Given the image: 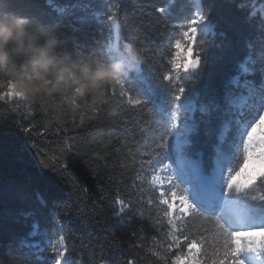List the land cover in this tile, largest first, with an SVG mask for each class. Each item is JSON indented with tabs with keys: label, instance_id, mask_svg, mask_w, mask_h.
<instances>
[{
	"label": "trees",
	"instance_id": "trees-1",
	"mask_svg": "<svg viewBox=\"0 0 264 264\" xmlns=\"http://www.w3.org/2000/svg\"><path fill=\"white\" fill-rule=\"evenodd\" d=\"M200 3L211 27L198 33L195 45L201 68L176 79L174 44L192 20V0H0V15L27 20L23 44H6L0 60V264H56L64 252L68 264H179L184 258L212 264L220 257L221 232L238 229L219 205L172 217L153 176L178 167L179 153L200 160L209 175L218 145L232 155V172L242 163L238 134L251 129L255 111L233 110L229 100L238 89L229 83L249 56L251 71L243 78L264 85V0ZM113 11L119 49L131 64L135 55L140 72L126 66L119 81L106 80L84 95L71 87L49 91L50 84L39 87L23 74L45 48L55 54V67L77 74L98 60L119 61L110 51ZM13 88L21 96L11 97ZM182 94L198 107L178 153L168 116ZM227 120L231 126L220 140ZM244 197L243 205L264 219V180ZM119 201L124 211L117 215ZM196 240L204 245L202 256ZM194 244L200 249L188 251Z\"/></svg>",
	"mask_w": 264,
	"mask_h": 264
},
{
	"label": "rangeland",
	"instance_id": "rangeland-1",
	"mask_svg": "<svg viewBox=\"0 0 264 264\" xmlns=\"http://www.w3.org/2000/svg\"><path fill=\"white\" fill-rule=\"evenodd\" d=\"M192 1H193V4L195 5V11H193V13H192V19H193L194 17H197L199 14L197 12L198 4L196 3L195 0H192ZM160 12L165 15L168 12L167 7L161 9ZM114 20L115 19H109V21H111V25L113 27V32H114L113 34L115 35V42H116V40L118 41V39L116 38V31L117 30L116 31L114 30ZM199 24H198V28L199 27L200 28H199L198 33H200L202 30H205V31L210 30V27H207V25L199 26ZM108 36H109V33H105V38H104L105 42H107ZM113 45H115V43ZM113 47L114 46H112L110 48L112 55L114 57H116L117 59L121 60L120 57L115 53ZM183 51L185 53L188 52V50L186 51L184 47H183ZM195 54H196V52H195ZM192 59H193V56H192ZM186 60H187V57H185L184 60H181L179 63H177V58L175 60V67H176L177 72L179 73L178 77H181L184 75L187 76L190 74L188 71L184 72L185 71L184 70L185 69L184 64H185ZM249 61H250V58L248 59V61L246 60L245 62H243L240 65V73L237 76H235L232 79V81L229 83L235 89L236 88L238 89V95L235 96V98L232 97V99L229 100V103L231 106H233V107L236 106L237 108L241 109L240 113H238L241 115L244 114L247 111V109L249 112L255 111L254 116H253L254 122L251 125V127H252L253 124L257 121V119L262 114H264V85L256 86V85H253L247 78L246 79L243 78V76H246L251 71L249 66H248ZM261 93H262V95H261ZM9 95L11 97L21 96L18 92H16L14 90V88L9 93ZM179 101L181 104V108L179 110H177L176 106H177V103ZM197 107H198L197 100H195L194 98H191V97H187L185 94H182L181 96H179L177 98L174 110L170 114V116H168L170 121H171L172 127L176 133L175 142L177 140L178 135L180 136L181 139L184 140V142L181 146V149H178V147H176V145H175V147L178 150V153L180 150H182L184 144L186 143V139H187L188 134L192 130H194L193 119H194V112H195V109ZM234 109H235V107L233 108V110ZM176 115H178L177 120L182 123V128H180L181 132L177 128L176 119H175ZM230 126H231L230 121L227 120L226 121V128L230 127ZM249 131H250V128L247 129V128H245V126H243L242 131H240L238 134L239 137H244V154H245L246 137H247V134ZM225 135H226V133L223 134V139H224ZM176 144H177V142H176ZM219 151L221 152V154ZM215 152L217 153L216 154L217 156L214 159V163L216 161L218 162V164H221V165L224 163L222 166L224 178H222L220 180V182H218V188L221 191V194H219V198L221 200L219 198H217L214 202L219 203V205L222 207V209L220 210V213H221L223 219L227 223L232 224V222L230 220L226 219L225 215L227 214V212L223 210V207L224 206L226 207V203H227L223 197V193L227 189L228 177L230 175H232V173H233L228 167V165H230V163H231L232 155L229 154L228 152L224 151L219 145L215 146ZM178 156H179L178 167H173L171 165H168L165 168L160 169L158 171V173L155 175L158 179L156 177H154V179H153L155 187L158 188L159 194H160V196H162V202L169 207L170 214L172 217H175L178 214L188 216L193 209H195L196 207H199L201 204H204V201L206 200V196L208 194V189H206V191L203 190V188L201 187L202 184H200L199 178L200 177H208L209 175H211L213 173V171L216 168L215 167L214 170L209 175H204V172L202 171V164H201L200 160H197V159L194 160L192 158H186L184 156H181V154H179ZM192 163H196V165H191ZM225 167H227L229 169V172H228V170H226ZM224 169L227 173L226 175L224 174ZM254 184H252L251 186H253ZM250 187H248L247 189H249ZM162 189H163V191H161ZM174 190L176 193L178 191V195L184 196L187 199L186 200L188 202V211L187 212L180 210L184 206L183 203H181L180 201L177 202L179 206L175 210H173L172 202L171 203L169 202V197L171 196V201L174 199V196H173ZM246 190H244L240 194H236L233 197L232 201L238 207V209H237L238 212L236 210H234L235 212L233 215L237 216L238 220H243V219L247 220L248 218L249 219L252 218L254 220V222H252L253 225L250 224L249 225L250 227H248V228H245V229H239L238 228L237 232H247V231H253V230H257V229H264V219L258 217L253 211L249 210V208H246L243 205V202H241L245 199L244 192ZM175 198L177 199V195ZM181 205H182V207H181ZM117 206L119 207V212L117 215H119L124 211V206H123V203L121 201L117 202ZM241 207H243L242 210L240 209ZM257 223H261V226L257 225ZM256 243H257V246H254V247H249L246 244L242 243V247H241L239 254H238L239 260L237 261V264H239V262H241V261L243 262V264H255V262H258L256 264H264V237L257 238ZM27 244L29 245L28 242H27ZM259 244H261L262 246H259ZM32 245L33 246L38 245V247H39L38 249L41 248L38 241L33 242ZM193 248H195V246H193ZM195 250H197V249L195 248ZM60 260H61V258L58 260V262L56 264H58ZM192 261H194V259L184 258L179 262V264H190V262H192Z\"/></svg>",
	"mask_w": 264,
	"mask_h": 264
},
{
	"label": "clouds",
	"instance_id": "clouds-1",
	"mask_svg": "<svg viewBox=\"0 0 264 264\" xmlns=\"http://www.w3.org/2000/svg\"><path fill=\"white\" fill-rule=\"evenodd\" d=\"M27 20L24 18H10L7 14L0 15V60L4 58V46L6 44L22 45L24 37L27 35ZM173 57L177 58V63L184 60L186 64L191 65L199 61L196 56L192 59V49L188 52L183 51L179 41L174 44ZM38 54L33 55L28 64L23 68V74L29 79L39 82V87L51 85V90L60 91L66 88H73L76 93L84 95L86 93L95 94V89L101 86L106 80H117L121 78L126 66H134L135 55L132 56V64L126 65L125 61L119 60L112 64L104 60L96 61L95 65H84L77 74L71 67L64 65L55 67L56 56L48 49H38ZM54 70V79H49V74ZM166 78L171 79L168 75ZM36 86V85H34ZM258 180H264V114H262L253 124L247 134L245 142V154L242 163L229 177L227 187L241 191L254 184ZM163 191V189L161 190ZM174 199L172 208L175 210L179 205L177 203L176 192L173 191ZM179 201L183 203L181 211H188V202L180 196ZM257 238L264 237V229L255 233ZM190 264H196L192 261Z\"/></svg>",
	"mask_w": 264,
	"mask_h": 264
},
{
	"label": "snow or ice",
	"instance_id": "snow-or-ice-1",
	"mask_svg": "<svg viewBox=\"0 0 264 264\" xmlns=\"http://www.w3.org/2000/svg\"><path fill=\"white\" fill-rule=\"evenodd\" d=\"M116 14H117L116 11H113V13L109 17V19H115ZM204 19H205L204 16L198 15L197 17H194L192 20L188 21L187 26L183 32V36H182V38L179 39L181 46H183L186 51L191 47L192 56H193L194 61L196 58L194 43H195L196 37L198 36V31H199L198 30V24L200 22H202ZM197 63H199V61H196L195 63L191 64L190 66L194 68ZM175 73H176L175 78L177 79V76L179 75V73L178 72H175ZM171 78H172V73H171ZM121 90L123 91V89H121ZM135 99H137V98H134V100ZM140 104H141V101L137 104H134V106H139ZM153 177H156V176H153ZM176 195H177V202H179V198L181 195H178V191H177ZM183 198L185 200H187L184 196H183ZM169 202L170 203L172 202L171 196L169 197ZM181 207H182V205H181ZM259 230L260 229L253 230V231H247V232H235L234 235H233V233H224L222 231L221 235L223 236V241H222L221 246L223 248V252L218 259H215L212 261V264H237V261L235 260V256L240 251V249L242 247V243L246 244L249 247L257 246V243H256L257 237L255 236V233H257ZM191 240L190 241L185 240V243L188 245L191 243ZM196 243L199 244L201 247L200 255L202 256L204 245L199 240H196ZM259 246H262V245L259 244ZM180 247H182V246H180ZM180 247L176 250H179ZM188 251L195 252V248L188 249ZM172 255H175V253H173ZM239 264H243V262L241 261V262H239Z\"/></svg>",
	"mask_w": 264,
	"mask_h": 264
},
{
	"label": "bare ground",
	"instance_id": "bare-ground-1",
	"mask_svg": "<svg viewBox=\"0 0 264 264\" xmlns=\"http://www.w3.org/2000/svg\"><path fill=\"white\" fill-rule=\"evenodd\" d=\"M196 2H197V4H198V10H197V12H198V14L199 15H202V10H201V3H200V0H196ZM197 14V15H198ZM203 16V15H202ZM202 25H207V27H209V24H208V22L206 21V19H204L200 24H199V26H202ZM200 28V27H199ZM199 28H198V30H199ZM210 29H211V27H210ZM114 30L116 31V23H115V21H114ZM117 38V37H116ZM196 40H197V37H196ZM196 40H195V43H194V47H195V45H196ZM114 51L116 52V54L121 58V60H124L127 64L126 65H131V62L129 61V59L127 58V56L119 49V46H118V43H117V41L115 42V45H114ZM187 65L188 64H184V67H185V71L184 72H186V71H188V69H187ZM130 67H132L135 71H137V69H139L138 68V66H130ZM176 108H177V110H179L180 108H181V104H180V101L177 103V106H176ZM175 119H176V124H177V128H178V130H180V132H181V129L180 128H182V123L180 122V121H178L177 119H178V115H176L175 116ZM176 142H177V144H176V147H178V149H181V146H182V144H183V142H184V140L183 139H181L180 138V136L178 135V137H177V140H176ZM177 149V148H176ZM191 165H196V163H192ZM214 170V169H213ZM220 170H221V167L219 166V165H217L216 166V168H215V170L213 171V173L211 174V175H209L208 177H200L199 179V181H200V184H202V188H203V190H205L206 191V189H208V194H207V196H206V200H208V199H210V197L212 196V195H217L218 196V198H219V194H221V191H219L218 190V182H219V179H220V175H221V172H220ZM231 176V175H230ZM229 176V177H230ZM229 177H228V180H229ZM216 183V184H215ZM227 185H228V182H227ZM251 186V185H250ZM250 186H248V187H250ZM247 187V188H248ZM247 188H245V189H243V190H241V191H236L235 189H229L228 187H227V189H226V191L223 193V197H224V199L226 200V207L224 206V211H226L227 213H228V216H229V218H232V216H234L233 214H234V210H236L237 211V209H238V207L236 206V204L235 203H233V201H232V199H233V197L236 195V194H240V193H242L244 190H246ZM212 189V190H211ZM241 210L243 209V207H241L240 208ZM238 212V211H237ZM247 220H249V218L247 219ZM247 220H239V221H241V222H246ZM249 226V225H248ZM259 240V239H258ZM69 263V260H68V258H67V256H66V253L64 252L63 254H62V257H61V260L59 261V263L58 264H68Z\"/></svg>",
	"mask_w": 264,
	"mask_h": 264
},
{
	"label": "water",
	"instance_id": "water-1",
	"mask_svg": "<svg viewBox=\"0 0 264 264\" xmlns=\"http://www.w3.org/2000/svg\"><path fill=\"white\" fill-rule=\"evenodd\" d=\"M201 8H202V5H201ZM115 23H116V37H117V39H118V37H119V33H118V23H117V21H116V18H115ZM208 22V21H207ZM117 43H118V41H117ZM196 56H198V55H196ZM201 63H202V58L199 56V63H197L196 64V66L193 68V67H191L190 65H187V69H188V72L190 73V74H197L198 72H199V70H200V68H201ZM136 66H138V68L139 69H137V72H140V67H139V65L137 64ZM128 68H130V69H133L132 67H128ZM134 70V69H133ZM170 81H171V79H168L167 78V82L168 83H170ZM62 246L64 247L65 245H64V240H63V238H62ZM66 253V252H65ZM69 260V259H68Z\"/></svg>",
	"mask_w": 264,
	"mask_h": 264
}]
</instances>
